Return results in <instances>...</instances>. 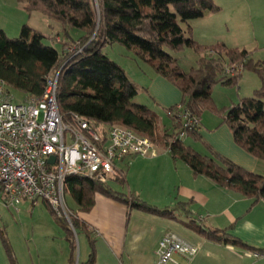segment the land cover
Listing matches in <instances>:
<instances>
[{"label": "trees", "instance_id": "1", "mask_svg": "<svg viewBox=\"0 0 264 264\" xmlns=\"http://www.w3.org/2000/svg\"><path fill=\"white\" fill-rule=\"evenodd\" d=\"M15 1L25 12L39 13L59 24L60 34L44 35L24 25L19 38L10 39L0 30V79L10 90L26 98L39 99L44 95L47 77L59 73L58 106L62 114L80 115L98 127L120 126L132 130L155 145H164L194 176H204L218 187L253 203L264 202V175L247 172L216 154L201 155L185 146L184 140H178L176 135L180 128L176 121L178 106L198 122L204 112L214 110L229 127L236 143L257 160L264 161V62H254L250 52L230 49L223 43L200 45L192 38V28L184 29L179 24L218 12L213 0H98V13L93 0ZM113 44L124 46L136 59L149 63L182 93L180 104L166 112L171 122L166 132L160 131L154 111L134 102L138 89L122 68L103 54V48ZM56 45H60V50ZM185 48L199 56L196 68L188 73L182 71L168 51L179 52ZM229 68L235 72L228 76L225 70ZM245 70L259 77L260 87L254 96L216 111L211 99L212 87L237 85ZM65 192L75 205L72 226L89 241L90 254L82 264H94L95 249L90 232L76 215L92 209L96 194L122 202L132 210L169 220H176L175 212L187 205L180 203L174 209H159L119 194L107 183L76 176L67 177ZM43 205L52 217L62 221L47 203ZM196 230L207 241L252 249L226 231L213 232L201 227ZM67 232L71 240L72 233L68 229ZM3 244L15 264L4 237ZM70 245L73 252L74 244ZM69 261L73 264V259Z\"/></svg>", "mask_w": 264, "mask_h": 264}, {"label": "crops", "instance_id": "2", "mask_svg": "<svg viewBox=\"0 0 264 264\" xmlns=\"http://www.w3.org/2000/svg\"><path fill=\"white\" fill-rule=\"evenodd\" d=\"M10 2L12 5L9 9L12 13H7L8 19L3 25L0 24V30L8 37H11L8 31L18 35L22 26L28 25L29 17L26 14H30L25 13L15 0ZM210 17L211 14H208L200 19ZM52 28L53 25H50V29ZM39 32L45 35L42 31ZM196 42L203 46L223 43L230 49H238L213 36L211 40L196 38ZM122 52L125 68L117 64L138 89L136 99L141 96L143 101L137 102L135 99L134 102L154 111L159 118L160 131L166 132L171 128L166 112L180 104L182 93L172 82L157 74L149 63L136 59L126 50ZM198 59L197 55L196 62ZM196 62L194 67L186 68L187 70L180 68L188 73L196 68ZM126 69L136 71L138 78L144 82L137 84ZM219 85L220 89H216L218 85L211 89V99L216 111H222L241 100L234 93L233 86L226 89V86ZM27 99L34 98L25 97ZM183 143L201 155L216 154L247 172L264 175V161L257 160L236 143L229 127L214 110L202 114L197 132L188 135ZM117 167L124 174L123 179L107 183L115 192L159 209H174L180 203L187 205L175 212L176 220H169L132 210L122 202L96 194L92 209L88 213L80 212L76 215L87 227L90 238L94 241V264H158V242L167 234H174L198 247L197 254L191 259L175 255L176 264H264V202L253 203L218 187L204 176H194L190 168L175 159L164 145H155L154 156H127ZM115 184L121 187L116 188ZM20 208L28 209L27 203ZM196 227L213 232L226 231L229 236L252 249L207 241L200 236ZM84 237L87 240L85 235ZM1 238L0 234V264H9ZM62 255L60 253V264Z\"/></svg>", "mask_w": 264, "mask_h": 264}, {"label": "built area", "instance_id": "3", "mask_svg": "<svg viewBox=\"0 0 264 264\" xmlns=\"http://www.w3.org/2000/svg\"><path fill=\"white\" fill-rule=\"evenodd\" d=\"M234 72L229 68L225 75ZM58 79L59 73L50 74L44 95L23 102H15L0 79V202L16 212L25 203L45 202L74 230V215L65 200L67 177L99 183L122 180L124 174L117 164L127 156H154L155 145L129 129L98 127L80 115L62 114ZM177 109L180 128L176 135L183 141L199 122L179 106ZM197 252V246L167 234L158 242L156 253L158 264H176L175 255L191 259Z\"/></svg>", "mask_w": 264, "mask_h": 264}, {"label": "rangeland", "instance_id": "4", "mask_svg": "<svg viewBox=\"0 0 264 264\" xmlns=\"http://www.w3.org/2000/svg\"><path fill=\"white\" fill-rule=\"evenodd\" d=\"M7 1L0 0L1 25L8 19L9 15L7 13H12L9 9L12 0ZM213 2L219 10L211 14L210 18L191 20L187 24L179 22L180 26L184 29L187 26L192 28L194 41H196V38L211 40V36H213L226 41L231 47L250 52L251 59L254 62H264V0H213ZM93 3L98 13V0H93ZM26 15L29 17L28 25L32 28L42 31L45 35L55 36L60 34V25L52 20L36 12ZM50 25H53L52 29H50ZM74 33L78 34L77 31H74ZM8 34L11 36H7L10 39H16L20 36V33L15 35L10 31H8ZM55 48L60 50V45H56ZM123 50L132 54L124 46L118 44L107 45L102 52L110 60L125 68L126 63L123 60L125 57H121V54H124ZM168 51L172 56H175L180 67L184 70L195 66L197 54L192 49L185 48L179 52ZM126 70L132 80L138 82L137 84L144 82V80L138 78L136 71ZM241 80L237 85H233L234 93L238 94L241 99L253 97L254 91L260 87L259 77L252 71L245 70ZM216 85H218L216 89H220V85ZM224 88L229 89V87ZM10 92L15 97V102L25 100L22 93L14 90ZM136 101L143 102L141 96ZM115 186L116 188L121 187L119 184H115ZM65 200L68 208L71 211L74 210L75 205L71 197L66 195ZM27 205L28 209L21 210L19 207L20 211L17 213L13 209H6L0 202L1 243L9 264H12V262L3 244V237L15 264H60V253H63V264H70V258L73 259V264H82L87 260L89 245L81 231L73 230L67 221H58L52 217L42 202H39L34 208L28 203ZM67 229L72 233V241L68 240ZM71 242L75 247L73 252Z\"/></svg>", "mask_w": 264, "mask_h": 264}, {"label": "water", "instance_id": "5", "mask_svg": "<svg viewBox=\"0 0 264 264\" xmlns=\"http://www.w3.org/2000/svg\"><path fill=\"white\" fill-rule=\"evenodd\" d=\"M53 161H54V158H51V159L49 160L50 163H52Z\"/></svg>", "mask_w": 264, "mask_h": 264}]
</instances>
